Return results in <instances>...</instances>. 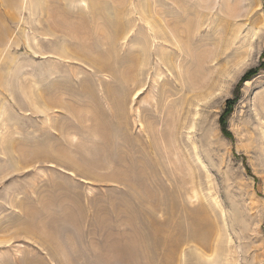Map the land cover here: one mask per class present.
I'll return each mask as SVG.
<instances>
[{"label": "rangeland", "instance_id": "374dc122", "mask_svg": "<svg viewBox=\"0 0 264 264\" xmlns=\"http://www.w3.org/2000/svg\"><path fill=\"white\" fill-rule=\"evenodd\" d=\"M0 264H264V0H0Z\"/></svg>", "mask_w": 264, "mask_h": 264}, {"label": "trees", "instance_id": "16d2710c", "mask_svg": "<svg viewBox=\"0 0 264 264\" xmlns=\"http://www.w3.org/2000/svg\"><path fill=\"white\" fill-rule=\"evenodd\" d=\"M252 73H253V72H249V74H247V75L245 76V78L249 77Z\"/></svg>", "mask_w": 264, "mask_h": 264}, {"label": "bare ground", "instance_id": "6f19581e", "mask_svg": "<svg viewBox=\"0 0 264 264\" xmlns=\"http://www.w3.org/2000/svg\"><path fill=\"white\" fill-rule=\"evenodd\" d=\"M185 27V26H184ZM174 35V34H173ZM175 37V36H174Z\"/></svg>", "mask_w": 264, "mask_h": 264}]
</instances>
